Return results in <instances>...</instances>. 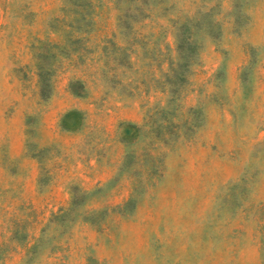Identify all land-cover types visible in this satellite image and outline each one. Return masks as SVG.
Instances as JSON below:
<instances>
[{
    "label": "rangeland",
    "instance_id": "rangeland-1",
    "mask_svg": "<svg viewBox=\"0 0 264 264\" xmlns=\"http://www.w3.org/2000/svg\"><path fill=\"white\" fill-rule=\"evenodd\" d=\"M79 1L0 0V264H264V0Z\"/></svg>",
    "mask_w": 264,
    "mask_h": 264
},
{
    "label": "trees",
    "instance_id": "trees-1",
    "mask_svg": "<svg viewBox=\"0 0 264 264\" xmlns=\"http://www.w3.org/2000/svg\"><path fill=\"white\" fill-rule=\"evenodd\" d=\"M118 5L119 12V21L129 26V21L133 23H138L141 21H147L151 19L152 13L155 7V3L152 0H115ZM70 5L77 10H84L85 6L81 4L79 0H68ZM76 15H80L77 12H74ZM130 27V26H129ZM186 29V28H185ZM132 28L130 31H133ZM177 39V52L178 54H182L185 49L189 50V48L194 44H192V35L186 37L184 33H176L174 34ZM188 47V48H187ZM186 50V51H187ZM194 52V51H193ZM251 65V64H250ZM48 73L44 74L42 71L38 73L39 77V85H40V95L43 99H49L54 90V84L50 81ZM243 83H245V79L242 78Z\"/></svg>",
    "mask_w": 264,
    "mask_h": 264
}]
</instances>
